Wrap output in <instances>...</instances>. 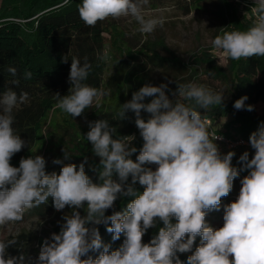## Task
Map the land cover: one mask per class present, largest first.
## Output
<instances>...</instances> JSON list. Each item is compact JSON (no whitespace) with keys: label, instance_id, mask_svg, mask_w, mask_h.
<instances>
[{"label":"clouds","instance_id":"clouds-1","mask_svg":"<svg viewBox=\"0 0 264 264\" xmlns=\"http://www.w3.org/2000/svg\"><path fill=\"white\" fill-rule=\"evenodd\" d=\"M148 2L82 0L78 14L87 27L108 18L131 17L139 25L137 31L147 35L163 24L161 19L145 17L143 6ZM250 11L255 17L252 26L216 35L213 49L235 61L264 57V0H255ZM103 58L107 59V53ZM67 59L64 57V62ZM90 68L87 58L84 63L71 58V87L67 95L56 94L55 108L75 118L85 109L101 107L111 89L84 83ZM7 71L16 77V68ZM31 77L30 71L24 73V79ZM11 84L18 86L19 79ZM167 90L166 83L144 85L119 106L118 119L113 118L123 120L129 111L134 113L143 140L135 161L131 159L137 153L135 136L114 138L116 128L107 119L90 122L85 138L99 157L102 183L90 180L84 163L79 168L65 164L59 174H48L45 158L33 155L22 158L19 167L12 166V157L25 146L13 127V112L28 102L29 94L9 88L0 95V226L21 221L26 210L46 204L49 197L57 211L66 206L73 210L63 217L65 222L58 234H52L51 242H43L37 264H184L177 253L187 252H192L187 264H264V122L249 137L254 155L250 159L245 151L239 157L241 170H249V174L241 181L238 198L225 207L223 226L214 229L206 216L219 211L239 171L232 166L236 153L221 154L215 141L222 137L209 131L208 121L197 109L221 106L224 92L194 82L177 83L172 93L176 99H170ZM149 97L151 101L145 103ZM247 99L236 100L234 108L252 111L253 106L245 105ZM142 111L149 114L147 119ZM70 155L64 149V158ZM53 163L62 161L55 159ZM151 165L156 166L154 170ZM137 183L143 186L142 192L136 191ZM120 197L134 199L123 211L106 215ZM80 208L86 215L81 216ZM158 221L163 227L149 243H143L147 230ZM100 224L106 226L113 241L125 236L118 249L102 242L96 227ZM197 237L200 244L193 252ZM16 243V239H0V264H26L23 253L7 255L9 246ZM93 252L99 255L93 258Z\"/></svg>","mask_w":264,"mask_h":264},{"label":"trees","instance_id":"trees-1","mask_svg":"<svg viewBox=\"0 0 264 264\" xmlns=\"http://www.w3.org/2000/svg\"><path fill=\"white\" fill-rule=\"evenodd\" d=\"M208 1L210 0H149V5L156 8L172 2L189 14L193 7H201ZM218 2L224 20V31L247 30L252 26L250 22L238 18V11L231 3L222 0ZM81 4L82 0H67V3L65 0H26L24 2L2 0L0 9V95L9 88L18 94L20 92L29 94L28 102L20 105L13 112L15 118L13 127L25 141V146L10 161L14 167H19L22 158L32 156V150L40 139L39 131L43 120L57 102L56 94L59 93L61 96L68 94L71 87L69 74L72 57L79 58L81 63H84L87 58V62L91 65L89 76L84 83L97 88L111 89L107 99L109 109L101 113L100 119H107L110 125L116 128L114 138L117 135L129 136L137 129L135 115L131 111L126 113V118L123 120L113 118L118 119L119 106L131 100L132 94L147 84L146 78L151 70V56L147 54L148 45L141 40L131 42L127 37V40L124 38L128 47L125 56L120 58L119 65L113 67L114 69L107 67L103 59L106 46L103 34L112 32L117 28V24L108 18L98 22L95 27H87L78 14ZM222 33L223 31L221 35ZM64 57L68 58L67 62H64ZM193 63L196 66H205L212 78L230 84L232 89L230 100L224 101L221 106H213L209 109L198 108L201 116L208 118L212 126L214 120L231 116L232 121L229 128L235 131L236 136L249 140L250 135L258 130L261 122H264V114L260 115L256 108L260 102L264 103V57L242 58L239 61L229 59L228 68L224 69L217 66L214 56L207 50ZM9 67L17 69L16 77L7 71ZM183 68L187 67L183 65ZM26 71L32 73L31 79H24ZM193 73H199V71L194 69ZM13 79H19L18 86L11 84ZM176 88L177 85H174L172 89L168 87L167 91L173 92ZM244 96L248 97L245 105L253 106L252 111H247L246 108L242 110L234 108L235 101ZM151 99V97L146 98L144 102H150ZM141 115L145 119L149 116L143 111ZM87 144L91 145V143ZM142 146L143 140L141 139L136 144L137 153H134L131 159L136 160ZM75 151H78L81 157L71 156L61 166L55 167L53 163L46 168V173L50 171L51 174H59L61 168L69 163L79 168L80 161L92 155L94 156L91 160L93 168H85V172L93 183H102L100 177L102 168L96 160L99 157L92 152V145L85 152H80L79 148ZM232 166L237 168L239 175L234 179L229 195L222 198L219 211L212 212L222 211L238 198L242 186L241 181L249 174V170H241L242 165L239 158L232 162ZM113 178L116 179L115 174ZM134 187L137 192L143 191V186L139 183ZM132 199L134 197L118 198L113 208L108 209L105 214L111 215L114 211H123ZM30 211L34 216L53 215L55 232L58 234L65 222L63 217L71 214L73 210L66 206L63 210L57 211L53 206L52 198L49 197L46 204L30 209ZM77 211L81 216L86 215L84 208L77 209ZM172 222L175 223V219ZM96 227L99 228L102 242L110 244L112 250L118 249L123 244L125 239L123 234L119 240L113 241L112 234L107 232L105 225L100 224ZM160 227H163V224L158 221L156 227L148 229L142 238L143 243H149L158 234ZM25 241L23 237L17 238V243L7 249V255L19 256L21 253L26 255ZM197 241L193 245V252L200 244V237ZM191 254L192 252L177 253L184 264H187V257ZM90 255L96 258L99 253L93 252Z\"/></svg>","mask_w":264,"mask_h":264},{"label":"rangeland","instance_id":"rangeland-1","mask_svg":"<svg viewBox=\"0 0 264 264\" xmlns=\"http://www.w3.org/2000/svg\"><path fill=\"white\" fill-rule=\"evenodd\" d=\"M17 1L24 2L26 0ZM231 4L237 9L239 19L253 24L255 17L250 9L254 4L245 6ZM1 5L2 0H0V9ZM143 12L146 18L163 20L162 26H157L153 33L145 35L137 31L139 25L131 17L110 18L111 21L117 24V28L112 32L103 34L106 39L104 54L107 53V59H103L107 67L114 69L113 67L119 65L120 58L125 56L128 47L124 38L127 37L131 42L141 40L145 45H148L147 54L151 56V70L146 78L147 84L159 86L162 83H166L172 89L177 83L194 82L203 84L214 91H223L224 101L230 100L232 91L230 84H225L212 78L206 71L205 66H196L193 63L196 58L201 57L204 51L208 50L214 56L217 66L224 69L228 68L230 58L225 57L220 50L212 47V40L215 36L221 35V32L225 30L219 2L210 0L203 3L201 7H193L189 14H186L183 9L172 2L156 8L151 7L148 2L147 5L143 6ZM183 65L187 68H183ZM194 69H197L199 73L194 74ZM173 92L166 91L170 99H176L172 95ZM108 98L109 96L102 99L100 108L85 109L81 116L75 118L55 108V104L43 120L42 128L39 131L40 139L32 150V156H43L46 160V168L51 166L55 159L62 161L61 164H55V167L61 166L68 161L64 158V149L71 154L70 157H81L80 153L75 150L79 148L80 152H85L91 147V145L87 144L90 142L85 138L86 133L90 130L89 124L99 120L101 113L109 109ZM256 108L260 115L264 114L263 102L257 104ZM231 121V116L218 118L214 120L213 128L220 133L238 137L235 131L229 128ZM129 136H135L133 141V146L135 147L137 142L142 139L138 129ZM217 145L222 155L227 154L229 151L236 153L232 162L238 159L245 151L249 152V158L254 155V149L251 146L225 149L220 144L217 143ZM93 158L94 156L89 155L86 159L80 161L79 165L84 163L85 168L92 169L91 160ZM96 160L99 162V158ZM150 167L154 170L156 166L151 165ZM47 173L51 174L50 171ZM224 209L217 213L208 212L206 222L210 227L215 229L223 226ZM53 221L54 217L51 214L34 216L30 210H26L21 221L0 226V239L17 240L19 237L25 238L26 264H37L43 242L45 240L51 242L52 234L56 233ZM197 240L198 237L194 245L198 242Z\"/></svg>","mask_w":264,"mask_h":264},{"label":"built area","instance_id":"built-area-1","mask_svg":"<svg viewBox=\"0 0 264 264\" xmlns=\"http://www.w3.org/2000/svg\"><path fill=\"white\" fill-rule=\"evenodd\" d=\"M211 1H218V0H211ZM222 1H227L233 4H237L239 6H245L247 4H254L255 2V0H222ZM203 118H205L208 121L209 131L211 133H217L212 126V122L206 117H203ZM217 135L222 137V139L216 140L215 142L220 144L225 149H234V148L243 147V146H250L249 140L245 138L235 137V136L221 134V133H217Z\"/></svg>","mask_w":264,"mask_h":264}]
</instances>
